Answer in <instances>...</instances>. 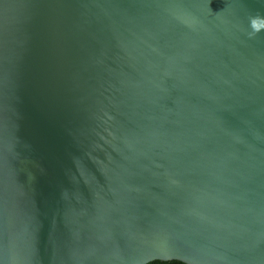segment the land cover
Here are the masks:
<instances>
[{
    "label": "water",
    "instance_id": "obj_1",
    "mask_svg": "<svg viewBox=\"0 0 264 264\" xmlns=\"http://www.w3.org/2000/svg\"><path fill=\"white\" fill-rule=\"evenodd\" d=\"M254 16L264 0H0V264H264Z\"/></svg>",
    "mask_w": 264,
    "mask_h": 264
},
{
    "label": "clouds",
    "instance_id": "obj_2",
    "mask_svg": "<svg viewBox=\"0 0 264 264\" xmlns=\"http://www.w3.org/2000/svg\"><path fill=\"white\" fill-rule=\"evenodd\" d=\"M260 20H264V17L254 16L251 18V28L254 30V32H259L260 30L264 29V24H260V26L257 27V22Z\"/></svg>",
    "mask_w": 264,
    "mask_h": 264
},
{
    "label": "trees",
    "instance_id": "obj_3",
    "mask_svg": "<svg viewBox=\"0 0 264 264\" xmlns=\"http://www.w3.org/2000/svg\"><path fill=\"white\" fill-rule=\"evenodd\" d=\"M147 264H186V263L181 260L172 259V260H154L148 262Z\"/></svg>",
    "mask_w": 264,
    "mask_h": 264
}]
</instances>
